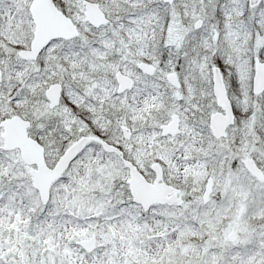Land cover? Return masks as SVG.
Wrapping results in <instances>:
<instances>
[{"label": "snow or ice", "instance_id": "snow-or-ice-1", "mask_svg": "<svg viewBox=\"0 0 264 264\" xmlns=\"http://www.w3.org/2000/svg\"><path fill=\"white\" fill-rule=\"evenodd\" d=\"M0 264H264V0H0Z\"/></svg>", "mask_w": 264, "mask_h": 264}]
</instances>
